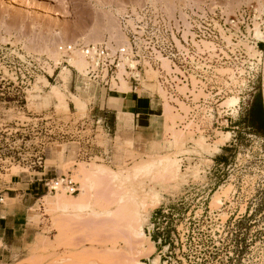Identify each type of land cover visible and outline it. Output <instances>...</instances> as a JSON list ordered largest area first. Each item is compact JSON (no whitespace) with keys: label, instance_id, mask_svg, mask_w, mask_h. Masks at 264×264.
I'll return each instance as SVG.
<instances>
[{"label":"rangeland","instance_id":"1","mask_svg":"<svg viewBox=\"0 0 264 264\" xmlns=\"http://www.w3.org/2000/svg\"><path fill=\"white\" fill-rule=\"evenodd\" d=\"M250 1L0 0V205L21 208L4 235L8 264H264V137L247 123L255 95L264 107V46L226 24ZM78 43L131 46L124 65H138L156 103L145 129L121 112L118 129L98 128L109 164L61 141L78 121L100 119L99 92L117 94L87 82L78 53L63 62L57 47ZM78 59L82 69L70 65ZM123 73L113 86L125 93ZM149 155L160 156L152 170ZM13 176L23 182L8 190ZM60 176L79 192L25 185ZM135 203L145 237L131 228Z\"/></svg>","mask_w":264,"mask_h":264},{"label":"built area","instance_id":"2","mask_svg":"<svg viewBox=\"0 0 264 264\" xmlns=\"http://www.w3.org/2000/svg\"><path fill=\"white\" fill-rule=\"evenodd\" d=\"M226 24L230 30H232L241 40L247 41L258 47L259 42L254 38V32L257 29L264 36V0H252L250 3L242 6L233 15ZM57 51L61 54L63 62L64 58H69L73 53H78L86 63L85 78L87 82L97 85L100 89H104L108 92L123 93L116 90L113 84L119 82V73L122 70L124 73L121 78L129 84L130 91H137L141 84V74L138 70V65H134L131 68L124 65V62H128L133 59L134 54L132 47L130 50L117 47L113 48L107 43L98 44H61L57 47ZM260 52L262 50H259ZM154 60V59H152ZM68 65V64H67ZM232 68L241 70L238 63H232ZM244 72L255 78L259 73L260 63L258 59H253L246 64ZM161 83L166 87L164 81ZM167 92L171 93L172 88L168 87ZM170 95V94H169ZM80 120L77 122L72 130L63 132L61 134V141L72 145L75 149L76 157L87 163L89 162H105L111 163L112 154L109 148H102L95 142L96 133L98 128L105 133H109L110 129L108 125L101 119L92 120ZM86 132H90L87 135ZM41 158L31 166L38 165L41 167ZM42 186L46 189L47 193H56L60 190L65 191L66 194L75 195L79 191L78 184L73 182L70 176L53 177L49 179L41 180ZM2 199L0 197V204ZM163 213V212H162Z\"/></svg>","mask_w":264,"mask_h":264},{"label":"crops","instance_id":"3","mask_svg":"<svg viewBox=\"0 0 264 264\" xmlns=\"http://www.w3.org/2000/svg\"><path fill=\"white\" fill-rule=\"evenodd\" d=\"M100 89V88H99ZM102 90V89H101ZM95 107L97 108V117L101 120L109 121L112 125V129L116 130L120 127L119 122V113H125L126 118L131 121V124L134 125L135 122L140 121L141 129L147 128V122H151L152 118H158L156 114V103L154 101V96L150 93L148 88L140 87L137 91H129L125 93H117L112 96H104L100 92L97 94L95 99ZM89 114V113H88ZM124 116V115H123ZM106 123V122H105ZM109 123V122H108ZM17 176H13L10 181L8 190H17V185H20L23 180L17 181ZM39 182L40 179L31 178L26 186H30L33 182ZM11 187V188H10ZM28 189V187H27ZM10 199L14 197H23L25 193L21 195L15 194L14 197L10 196L8 192L4 193ZM21 208L19 206H13L8 208H3L0 205V264H8L6 257L7 243L5 241V231L12 226L10 225L13 220H18L17 215ZM14 228V227H13ZM158 257V264H162L161 257ZM154 258V256H152ZM155 259V258H154Z\"/></svg>","mask_w":264,"mask_h":264},{"label":"bare ground","instance_id":"4","mask_svg":"<svg viewBox=\"0 0 264 264\" xmlns=\"http://www.w3.org/2000/svg\"><path fill=\"white\" fill-rule=\"evenodd\" d=\"M256 36H257V38H258V40L259 41H264V38H263V36H262V34L259 32V31H257L256 32ZM69 62H71V64L70 65H72L73 67H76L77 69H82L83 67H84V64H83V61L81 60V59H78L76 62L74 61L73 62V60H71V61H69ZM66 74H67V72L69 71L68 69H64L63 70ZM82 72V71H81ZM126 90V89H125ZM234 98L233 99H229V102H230V105L232 104L233 105V103H234ZM156 157H160L159 155L158 156H156V155H149V158H147L145 161H144V163H143V165L145 166V167H147V168H150L151 170H152V168L154 169L155 168V164H156ZM168 159V158H167ZM166 158H163L161 161H160V165L161 166H164L163 164H165L166 162H169L170 161V158H169V161L167 160ZM163 163V164H162ZM167 164V163H166ZM141 168H143L142 166H141ZM45 198H47V197H45ZM77 199H78V196L76 197ZM57 202V201H56ZM55 202V203H56ZM62 202V201H61ZM81 202V203H80ZM79 203V208L82 206V207H84L86 204H84L83 205V200H81ZM57 204V203H56ZM59 204H60V201H59ZM62 204V208L63 209H65V208H67V207H69V205L66 203V202H64L63 201V203H61ZM60 204V205H61ZM138 204V205H137ZM142 204V203H141ZM144 204V203H143ZM142 204V205H143ZM135 205V207H136V205H137V209L136 208H134V209H136V210H134V214H133V217H132V227H131V225H130V227L131 228H133V230H134V232L136 233V235L139 237V236H143V237H145L144 235V232H143V230H142V226H141V224H142V214H141V208L143 207V206H141V205H139V203H135L134 204ZM146 205V204H145ZM57 206H58V204H57ZM77 206V207H78ZM61 207V206H60ZM76 207V208H77ZM71 208V207H70ZM133 208V207H132ZM82 209V208H81ZM66 210V209H65ZM67 210H68V208H67ZM143 210H145V207H144V209ZM146 211V210H145ZM144 211V212H145ZM138 264H146V263H143V262H139Z\"/></svg>","mask_w":264,"mask_h":264},{"label":"trees","instance_id":"5","mask_svg":"<svg viewBox=\"0 0 264 264\" xmlns=\"http://www.w3.org/2000/svg\"><path fill=\"white\" fill-rule=\"evenodd\" d=\"M247 123L255 134L264 137V107L258 94L253 97L247 111Z\"/></svg>","mask_w":264,"mask_h":264}]
</instances>
